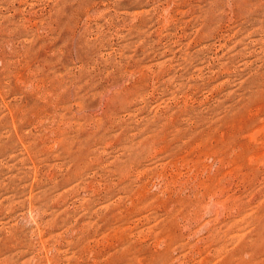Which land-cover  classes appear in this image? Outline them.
Masks as SVG:
<instances>
[{"label": "rangeland", "instance_id": "374dc122", "mask_svg": "<svg viewBox=\"0 0 264 264\" xmlns=\"http://www.w3.org/2000/svg\"><path fill=\"white\" fill-rule=\"evenodd\" d=\"M0 264H264V0H0Z\"/></svg>", "mask_w": 264, "mask_h": 264}]
</instances>
